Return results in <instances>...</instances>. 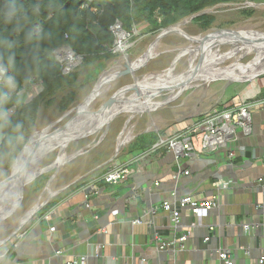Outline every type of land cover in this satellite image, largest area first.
Segmentation results:
<instances>
[{
  "label": "crops",
  "instance_id": "obj_1",
  "mask_svg": "<svg viewBox=\"0 0 264 264\" xmlns=\"http://www.w3.org/2000/svg\"><path fill=\"white\" fill-rule=\"evenodd\" d=\"M147 33L155 34L152 31ZM186 38L195 41L198 37L186 35ZM154 41L155 39L148 44L145 52L140 53L141 56H149ZM135 53L132 49L129 54L115 52L107 58L84 61L79 66L80 72L75 83L56 91L62 93L61 99L70 92L74 93L73 100L65 109L58 107L59 113L62 116L72 113L71 120L88 101L89 113H95L121 99H127L132 95L131 90H135L136 83H145L150 77L144 75L138 78L133 75L141 67L140 63L128 67V56ZM169 71L172 73L174 67ZM30 87L32 89L35 85L31 84L27 89ZM39 87H35V95L39 92ZM161 91L147 95V100L155 104L152 108L119 112L109 119L107 125L117 116L125 115L113 129L114 138L111 139L107 158L85 164L79 170L59 172L69 162L94 151L100 143L95 144V147L84 145L67 155L68 158L62 165L51 169L54 172L52 177L46 185L33 193L28 210H22L10 227L0 231V250L4 249L6 242L24 231L18 245L6 253L0 264H61L68 258L82 256L87 264H220L216 253L218 248L229 252L233 264H251L264 256V224L261 223L264 216V105L252 111L250 133L236 128L233 137L214 151L197 152V155L186 152L177 156L178 154L163 146L145 160L135 161V156L141 150L148 149L147 146L157 137L145 135L148 130L144 124L146 115L174 100L184 90H178L174 97L169 96L165 101L154 102ZM244 91L242 98L235 96L221 102L215 100L213 86L203 89L205 95H209L204 99L198 98L200 92H194L191 116L200 117L212 111L209 109L212 105H216L218 110L229 107L234 102L256 98L264 92V80H249ZM49 98L53 99L52 95ZM258 100H264V97ZM91 105H94L93 109ZM177 112L171 111L175 117L170 124L175 120L179 123L184 120ZM38 113L39 108L34 122L28 124V128L35 126ZM167 115L170 117L171 114ZM166 116L159 118L158 122L162 123L156 127L161 135L179 128L170 126ZM134 118L137 119L133 125ZM183 124L182 122L180 125ZM103 126V123L96 126L86 137L90 138ZM49 128L51 125L45 129ZM58 129L60 128L57 127L54 131ZM135 141H139L138 146L130 150L129 147ZM23 142L26 144V141ZM120 143L124 145L122 144L123 147L117 154L116 147ZM195 147H199L198 142H195ZM118 162L129 163L131 168H135L134 173L116 185L98 182L97 188L88 197L91 208H87L82 190L84 183L92 175L101 173ZM79 185L81 186L76 188ZM133 190L137 192L136 198L124 199ZM172 191L179 196L191 194L202 200L212 198L216 205L210 210L201 211L199 215L183 210L179 225L173 227L169 212L159 208L155 214L149 213V207L170 199ZM45 206L49 207L47 211L42 209ZM137 217L144 218L146 223L132 224L131 220ZM244 223L250 228L245 229ZM211 226L213 230L210 239L204 241ZM50 227H54V230L50 231ZM154 233L168 242L165 248L157 247L153 240ZM182 235L187 238L184 247L180 248L177 239ZM94 247L102 248H99L98 256L92 253ZM57 250L61 254H56Z\"/></svg>",
  "mask_w": 264,
  "mask_h": 264
},
{
  "label": "rangeland",
  "instance_id": "obj_2",
  "mask_svg": "<svg viewBox=\"0 0 264 264\" xmlns=\"http://www.w3.org/2000/svg\"><path fill=\"white\" fill-rule=\"evenodd\" d=\"M247 11L249 12L247 13ZM204 13L214 17L208 27L199 24L196 20H193L191 16L178 23L179 25L172 26V29L180 30V32L161 29L155 32V34L147 33L146 22H142L133 27V39L135 40L131 42L130 39L132 44L124 52L129 54L132 49L136 51L133 56H128L130 59L129 62L138 58L134 63H131L132 65L130 67L135 66V63H140L139 65H141V67L138 65L139 68L134 71L133 75H135V77L142 78L144 75L150 76L145 82L146 84L137 83L138 86L141 88L162 86V83L147 82L162 79L167 75V79L164 81V87L180 85L192 80L189 81L190 84H188V86L184 84L181 85L183 87L185 86L181 88L184 91L178 96L175 95L180 89H165L160 92L159 97L156 98L154 102L165 101L169 96H175V98L163 104L164 106H161L162 108L160 107L158 110H152L149 112V115H146V122L144 124L148 130L145 135H154L155 137V134H157L158 138L161 133L157 131L156 127L162 123L158 122V120L162 117L165 118L166 114L170 113V117L168 115L166 116V118H168L167 120H169L168 124H170L169 122L175 117V114L171 113V111H178L176 114H178V116L182 115L184 120L180 121V123L175 120L170 126L185 127L197 118V116H191V112L193 111L191 107H194V97L192 96L194 92H200V97L198 96V98L204 99L209 95H205L206 93L203 92V89L207 86H213L215 88L214 98L216 101L221 102L222 100L226 101L230 97L235 96H240L242 98L245 92L244 89L249 83V80L255 78L261 81L264 80V70L241 74L242 72L235 69L232 71H221L222 74H217L220 71L216 69L243 65L249 62L254 56V60L258 57L257 62H260V65L264 66V56L258 51L264 48V40L253 39L264 38V0H241L231 4H222ZM239 32L242 33V36L236 34ZM186 35L196 36L198 37L197 40L200 41L188 40ZM153 39H155V41L150 48L148 53L149 56H141L140 53L145 52L148 44H150ZM203 40L206 41L202 43L201 41ZM247 40L249 42H247ZM140 47L141 49H139ZM195 47L198 48L194 49ZM124 52L122 55H124ZM201 58L202 60L199 62ZM142 64L144 65L142 66ZM173 67L174 71L169 73V70ZM210 74H213L215 78L211 77L209 80L203 79L202 81H197L198 78L203 76H206L205 78L207 79V75ZM33 85L39 87L38 84ZM35 87L32 89L30 87L20 92L19 96L23 98V101H28L34 97L36 93ZM131 91L133 94L136 92V89ZM212 92H214V90ZM147 94L148 93L132 102L130 104V109L123 111L135 110L138 104H140L141 99L148 103ZM49 97L50 96L44 98L39 105L38 121L35 126L31 128L25 127L22 131L23 140L26 141V146L23 151L13 160L5 158L0 172V186L6 184L17 172L20 176L27 177L41 167L49 165L56 157L59 158L55 164L67 160V155L81 149L84 145L95 147L100 143L94 151L85 153L73 162H69L64 168L58 170L59 172L79 170L85 164L108 157L107 155L110 152L109 147H111L110 144L112 142L111 139L114 138L113 129L118 126V120L124 119L125 115L121 114L117 116L114 120L115 122L110 121L108 125L107 121L110 116L123 111H118L101 119L86 123L87 126L84 127L83 136L79 137V133L81 132L79 128L81 125L76 123L74 125L76 128L75 130L65 131L64 133L63 131L66 127L63 126H66L71 120L93 116V113H89L87 107L88 103L82 106L78 114L70 120L72 113L62 116L58 110V104L62 97V93L59 91L53 94L52 97L54 100L52 103L48 102L50 99ZM124 100H126V98L121 99L117 103L115 102L112 109H118L122 106L120 103ZM93 108L94 105H91V109ZM216 108V105H212L209 109L214 110ZM166 109L170 110L167 111ZM12 110L13 109H10L9 113H11ZM136 119L137 118H134L133 125L136 123ZM53 122L56 123L52 125ZM182 122L184 124L180 125ZM101 123L104 124L103 128L94 133V135H91L90 138H87L86 135L89 131L95 129V127ZM50 125L51 128L45 129ZM113 125L114 127L112 128ZM57 127L60 128L58 129L59 131H54ZM58 132L60 134L57 139L51 141L50 137ZM143 135L144 134H142V136ZM71 138L73 140L66 145L67 147L65 146L61 150V146H63L65 141ZM116 144L117 143L113 144L114 147ZM122 144L123 143H120L118 147H116L117 154L120 148L123 147ZM85 150L86 148L83 151ZM21 167L23 168L21 169ZM53 173V170L47 171L32 178L33 180L30 179L23 182L13 189L7 205L0 214V231L4 230L6 227H10L12 225L11 223L17 220L21 215L22 210H28L33 200V193L46 185ZM2 187H0V194L5 190Z\"/></svg>",
  "mask_w": 264,
  "mask_h": 264
},
{
  "label": "trees",
  "instance_id": "obj_3",
  "mask_svg": "<svg viewBox=\"0 0 264 264\" xmlns=\"http://www.w3.org/2000/svg\"><path fill=\"white\" fill-rule=\"evenodd\" d=\"M84 1L21 0L26 9V20L5 23L0 16V63L9 68L8 74L16 78L17 88L13 96L19 95L31 84L41 82L39 92L32 99L19 107L12 103L7 105L9 111L13 109L9 119L13 125L22 126L20 131L34 122L44 98L53 95L61 87L73 85L79 75V67L68 74L60 72V64L53 53L56 47L70 46L76 53L83 55V62L107 58L115 53L108 50L106 45L113 44L115 35L111 26L116 22L127 31H131L133 25L146 22L147 31L157 32L198 14L193 20L208 27L214 17L205 11L241 0H91L89 7L80 8ZM8 2L0 0V10ZM91 7H96L98 11H92ZM36 23L40 25L37 33L33 30ZM9 56L12 57L10 64ZM73 97V92L65 95L60 100L59 108L65 109ZM261 97H264L263 91L256 98ZM48 102L52 103L53 99ZM138 143L135 141L129 149L133 150ZM23 147L10 149L1 140L0 172L5 158H17ZM48 208L45 206L42 209L47 211Z\"/></svg>",
  "mask_w": 264,
  "mask_h": 264
},
{
  "label": "built area",
  "instance_id": "obj_4",
  "mask_svg": "<svg viewBox=\"0 0 264 264\" xmlns=\"http://www.w3.org/2000/svg\"><path fill=\"white\" fill-rule=\"evenodd\" d=\"M90 2L91 0L84 1L80 8L89 7ZM90 9L94 12L98 11L96 7H91ZM133 27L131 31H127L122 28L118 22L113 24L111 26V30L113 31L115 38L112 45H106L107 49L113 52L121 53L126 51L131 46V42L135 40L133 39ZM33 30L35 33L39 32L40 25L36 23ZM53 53L56 60L60 64V72L62 74H68L74 71L83 62V55L76 53L68 45L56 47L53 50ZM0 65L4 66L7 69V73H9V68H7L2 63H0ZM32 78L33 77L30 78V81ZM38 85L41 87V82H39ZM263 101L264 100H258V98H251L238 103L234 102L232 105L224 109H215L205 113L202 116L195 118L189 125H186L185 127L176 128L167 135L160 134L157 141L153 143L148 149L139 152L135 156L134 160H145L146 158L150 157L151 153L163 146L175 152L176 154H178L180 150H183L184 153L189 152L190 155H197V152L214 151L224 144L227 139L233 137L236 128H241L242 131L250 133L252 125V111L254 108L264 105ZM195 142H198V148L195 147ZM134 171L135 168H131L129 163L118 162L112 164L107 170L92 175L82 187L85 198V206L87 208H91L88 197L97 188L98 182L116 185L124 182L134 173ZM136 195L137 192L134 191V194L132 197H130V200H134ZM215 205L216 202L212 198L202 200L191 194L176 196V192L172 191L170 199L164 200L160 205L153 206L149 210V213L155 214L159 208L163 209L164 211L169 212L171 215V226L177 227L179 225L183 210L189 211L192 215H199L201 211L210 210ZM45 217H48V215H45ZM94 218L97 219V216H94ZM131 222L132 224L146 223L144 218L140 217L132 219ZM261 223L264 224V216ZM244 227L245 229L250 228L247 223H244ZM49 230L53 231L54 227H50ZM212 230L213 227H209L208 234L205 236L204 241H208L210 239V233ZM23 235L24 231L20 232L13 240H10L4 244V249L0 250L1 260L5 257L7 252L18 245V242L23 237ZM186 238V235L178 237L177 241L180 248L184 247V241ZM153 240L160 249L165 248V246L168 244V242L162 239V237L157 233L153 234ZM216 253L218 259L221 262L220 264H233V260L231 259L227 250L218 248ZM56 254H61V251L57 250ZM61 264L87 263L85 261V257L82 256L72 259L68 258L63 260ZM164 264L178 263L167 262ZM251 264H264V256L260 257L256 262Z\"/></svg>",
  "mask_w": 264,
  "mask_h": 264
},
{
  "label": "clouds",
  "instance_id": "obj_5",
  "mask_svg": "<svg viewBox=\"0 0 264 264\" xmlns=\"http://www.w3.org/2000/svg\"><path fill=\"white\" fill-rule=\"evenodd\" d=\"M5 23H15L20 20H26V9L21 0H9L5 7L0 10ZM12 57H8L9 64ZM17 88V81L14 75L8 74L7 69L0 65V139H3L5 144L10 149H15L17 146L23 147V133L20 131L21 125H13L9 119V109L7 105L12 103L16 107L23 104V98L19 95L13 96Z\"/></svg>",
  "mask_w": 264,
  "mask_h": 264
},
{
  "label": "bare ground",
  "instance_id": "obj_6",
  "mask_svg": "<svg viewBox=\"0 0 264 264\" xmlns=\"http://www.w3.org/2000/svg\"><path fill=\"white\" fill-rule=\"evenodd\" d=\"M174 30H176V29H174ZM236 38V37H235ZM225 39V38H224ZM227 39V38H226ZM238 39V38H237ZM210 40V39H209ZM221 40V39H220ZM262 40H264V39H262ZM261 40V41H262ZM195 41H200V40H197V39H195ZM206 40H203V41H201L202 43L203 42H205ZM239 41V40H238ZM247 42H249L248 40H247ZM196 48H198V47H195L194 49H196ZM259 52H260V54L262 55V56H264V48L263 49H259L258 50ZM260 55V56H261ZM128 56V55H127ZM125 57V56H124ZM123 57V58H124ZM127 58V57H126ZM257 59H258V57L254 60V61H252V62H250V63H248L247 65H245V66H237V70H239L240 72H242L241 74H246V73H248V72H259V71H263L264 70V66H262V65H260V62H257ZM127 64V63H126ZM132 64H131V62H129L128 63V67H130ZM134 65H136V63L134 64ZM169 74V73H168ZM217 74H222V72L220 71V72H218ZM168 76V75H167ZM167 76L166 77H164V78H162V79H159V80H155V81H150V82H147V83H162V86H158L159 88L160 87H164L165 86V79H167ZM206 76H203V77H200V78H198V80L197 81H202L203 79H205V80H209L211 77H213V74H210V75H207V79L205 78ZM213 78H215V77H213ZM189 81H192V80H189ZM189 81H187V82H184V83H182V84H184L185 86H188V84H190L189 83ZM214 81V80H213ZM137 84V83H136ZM146 84V83H145ZM182 84H180V85H174V86H168L167 88H162L161 90H163V89H168V90H175V89H180L181 90V88H183V86H181ZM184 86V87H185ZM157 87V88H158ZM178 92V91H177ZM176 93V92H175ZM173 94V93H172ZM143 96V95H142ZM141 96H139V97H137V98H135V99H133V100H128V99H126V100H124L122 103H120V105H122V106H120L118 109L117 108H114V109H112V107H113V105L114 104H112V105H110L109 107H106L104 110H105V113H103L102 115H99V116H90V117H88V118H81V119H76V120H71V122L70 123H66L67 125L66 126H64V127H66V129L63 131V133L65 132V131H69V130H75L76 128H75V124L76 123H78L79 125H81L80 126V130H81V132L79 133V137L80 136H83V132H84V127L85 126H87L86 125V123H88V122H90V121H94V120H98V119H101V118H103V117H105V116H108V115H111V114H113L114 112L116 113V112H118V111H123V110H128V109H130V104L132 103V102H134V101H136V100H138V98H140ZM155 100V99H154ZM89 102V101H88ZM87 102V103H88ZM86 103V104H87ZM117 103V102H116ZM155 104L154 103H152L150 100L148 101V103L146 102V101H144L143 99H141V101H140V104H138V106L136 107V109L135 110H133V111H142V110H145V109H148V108H152L153 106H154ZM112 116H110L109 117V119L111 118ZM109 121V120H108ZM107 121V122H108ZM59 131V130H58ZM59 132L58 133H56V134H53L50 138H51V141L54 139V140H56L57 139V137L59 136ZM45 143V142H44ZM59 158V157H58ZM66 160H64V161H62V162H58V163H56V164H60V165H62L64 162H65ZM20 165V164H19ZM23 167H21V169H22ZM42 168V167H41ZM40 168V169H41ZM39 169V170H40ZM39 170H37V171H39ZM37 171H35V172H33L31 175H29V176H27V177H23V176H20L19 174H18V172L6 183V184H4V185H1L0 187H2V188H4L5 190H3L2 191V194H0L1 195V199H0V214L3 212V210H4V208H5V206L7 205V202H8V200H9V198L11 197V195H12V192H13V189H15V187H17V186H19V185H21L23 182H25V181H28V180H30L36 173H37ZM7 186V187H6ZM6 187V188H5ZM5 201V202H4ZM4 202V203H3ZM3 203V204H2Z\"/></svg>",
  "mask_w": 264,
  "mask_h": 264
},
{
  "label": "water",
  "instance_id": "obj_7",
  "mask_svg": "<svg viewBox=\"0 0 264 264\" xmlns=\"http://www.w3.org/2000/svg\"><path fill=\"white\" fill-rule=\"evenodd\" d=\"M199 14H201V13H199ZM196 15H198V14H196ZM196 15H192L191 17H194V16H196ZM176 25H179V24H175V25H172V26H176ZM172 26H170V27H167V28H164L166 31H171V30H174V29H172ZM236 34H238V35H240V36H242V33H236ZM227 35H229V34H227ZM253 39H256V40H262V39H264V38H262V39H258V38H253ZM203 58V57H202ZM202 58L199 60V62H201V60H202ZM254 58H255V56L249 61V62H247V63H245V64H243V65H237V66H245V65H247L248 63H250L251 61H253L254 60ZM130 61V59H128V62ZM237 66L236 65H234V66H231V67H222V68H216L217 69V71H232V70H235L236 68H237ZM211 73V72H210ZM162 88H167V87H144V88H141L140 86H138L137 84L135 85V89H136V92H134L132 95H130L127 99L128 100H133V99H135V98H137V97H139V96H142V95H144V94H146V93H152V92H154V91H157V90H161ZM147 94V95H148ZM148 109H150V108H148ZM103 113H105V110L103 109V110H101V111H98V112H95V113H93L94 114V116H99V115H102ZM115 113V112H114ZM113 113V114H114ZM65 126V125H64ZM63 126V127H64ZM71 140H73L72 138L71 139H67L66 141H65V143L63 144V146H61V150L71 141ZM184 154V151L183 150H180L179 152H178V156H180V155H183ZM56 161H58V158L56 157L49 165H47V166H45V167H42L39 171H37V173L32 177V178H35V177H37V176H39L40 174H43V173H45V172H47V171H50L51 169H54V168H56V167H58V166H60V164H55V162ZM16 176V175H15ZM14 176V177H15ZM31 178V179H32ZM131 192V194L130 195H127V196H125L124 197V199H127V198H130V197H132L133 196V194H134V190L133 191H130ZM176 196H179L177 193H176ZM150 209L152 208V207H149ZM100 248V247H99ZM99 248L97 249L96 247H94L93 249H92V253H94V254H96L97 256L100 254V250H99ZM100 249H102V248H100ZM0 260H1V258H0Z\"/></svg>",
  "mask_w": 264,
  "mask_h": 264
}]
</instances>
